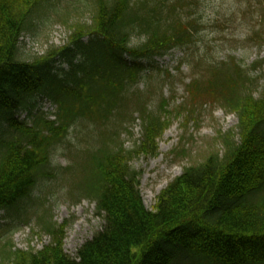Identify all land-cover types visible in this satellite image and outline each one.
<instances>
[{
    "label": "trees",
    "instance_id": "16d2710c",
    "mask_svg": "<svg viewBox=\"0 0 264 264\" xmlns=\"http://www.w3.org/2000/svg\"><path fill=\"white\" fill-rule=\"evenodd\" d=\"M50 1L0 0V135L11 130L0 139V210L16 222L38 184L53 176V145L76 118L114 115L117 137L128 112H137L140 146L155 148L163 123L146 110L145 96L131 90L155 57L186 46L201 31L202 17L189 11L197 0H74L90 5L92 24L87 41L78 28L73 47L61 52L67 70L54 68L50 58L17 59V37ZM135 35L142 41L131 43ZM254 35L263 38L259 30ZM206 73L205 82L191 83L190 95L214 97L239 116L236 133L218 135L221 155L215 151L184 168L148 211L128 165L137 151L102 144L86 153L75 186L94 203L99 228L74 256L52 241L40 251L13 252L11 262L0 264H264V74L255 98L253 83L234 61ZM40 98L56 104L57 125L34 111Z\"/></svg>",
    "mask_w": 264,
    "mask_h": 264
},
{
    "label": "rangeland",
    "instance_id": "374dc122",
    "mask_svg": "<svg viewBox=\"0 0 264 264\" xmlns=\"http://www.w3.org/2000/svg\"><path fill=\"white\" fill-rule=\"evenodd\" d=\"M51 2L52 6L43 3L37 8L17 37L20 39L17 59L33 62L56 57L54 68L67 70L60 52L73 47L71 40L78 28L87 30L92 11L90 5H78L74 0ZM193 7L202 17V30L195 36L197 42L164 58H156L152 70L133 88V92L148 89L145 98L151 111H156L159 103L167 105L158 110L169 126L156 141L158 155L143 153L138 145L142 131L136 113L125 118V128L119 129L116 139L124 150L134 149L139 153L129 163L140 173L138 190L149 211L157 195L181 175L184 167L202 162L209 151L220 148L219 132L238 130V117L229 106L210 99L192 102L187 95L188 83L201 78L205 82L206 68L235 60L245 76L253 79L254 95L261 96L262 82L258 78L264 73V39L254 37V31L259 29L264 33V0H197ZM138 41L139 36H134L132 42ZM252 67L256 70L252 71ZM41 107H47L51 113L57 109L48 98ZM113 120L109 116L102 124L88 118L70 122L65 136L52 148L51 166L56 168L53 176L38 184L18 222L10 211H0V262H11L12 253L19 250L40 251L52 241H57L65 254L73 256L99 228L101 222L94 216V205L88 198L78 197L79 191L72 187L81 177L80 166L86 153L101 143H115L110 141ZM10 135L11 130L7 129L4 137ZM49 224L55 226L51 232L46 229Z\"/></svg>",
    "mask_w": 264,
    "mask_h": 264
}]
</instances>
